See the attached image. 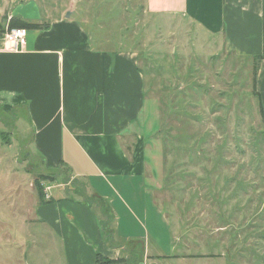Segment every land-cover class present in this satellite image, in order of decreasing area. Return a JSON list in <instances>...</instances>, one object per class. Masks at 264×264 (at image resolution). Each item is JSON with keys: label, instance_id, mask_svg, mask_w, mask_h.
Masks as SVG:
<instances>
[{"label": "rangeland", "instance_id": "374dc122", "mask_svg": "<svg viewBox=\"0 0 264 264\" xmlns=\"http://www.w3.org/2000/svg\"><path fill=\"white\" fill-rule=\"evenodd\" d=\"M10 1L33 18L29 23L69 19L88 31L96 50L137 55L151 88L147 113L122 140L131 151L141 135L151 200L162 219L151 213L141 218L160 239L163 254L184 248L224 255L211 264H264V114L257 60L227 53L221 39L191 24L150 13L147 0ZM4 27L0 41L9 30ZM28 116L27 108L8 113L0 107V264H46L43 241L29 249L31 238L22 246L25 236L41 239L24 224L48 200L47 191L67 185L71 195L82 188L66 168H47L32 143ZM147 200L140 193L135 199ZM132 229L144 231L137 223ZM129 251V261L119 264H139L145 255L137 243Z\"/></svg>", "mask_w": 264, "mask_h": 264}, {"label": "crops", "instance_id": "0c3cea01", "mask_svg": "<svg viewBox=\"0 0 264 264\" xmlns=\"http://www.w3.org/2000/svg\"><path fill=\"white\" fill-rule=\"evenodd\" d=\"M12 4L0 0L4 28L11 21H32ZM147 7L154 15L181 20L221 39L227 53L257 60L264 114V0H147ZM41 25L47 27L28 30L24 49L0 41V107L8 113L27 108L36 152L50 171L66 168L82 188L72 189L73 197L67 185L61 186L38 204L24 225L41 239L25 236L22 246L31 238L29 249L43 241L46 264H97L100 256L129 261L135 243L145 254L139 264H211L224 258L184 248L165 255L160 239L145 228L141 217L147 218L146 213L162 218L151 200L143 142L138 136L130 151L122 140L132 136L128 134L147 113L151 88L137 55L96 50L88 31L69 19ZM138 193L150 201L136 202ZM136 223L143 232L133 231Z\"/></svg>", "mask_w": 264, "mask_h": 264}, {"label": "built area", "instance_id": "2783aa9c", "mask_svg": "<svg viewBox=\"0 0 264 264\" xmlns=\"http://www.w3.org/2000/svg\"><path fill=\"white\" fill-rule=\"evenodd\" d=\"M28 30L22 28H14L7 30L4 34V41L10 44L15 50L24 49L27 44ZM47 199H50V192L45 194Z\"/></svg>", "mask_w": 264, "mask_h": 264}, {"label": "trees", "instance_id": "16d2710c", "mask_svg": "<svg viewBox=\"0 0 264 264\" xmlns=\"http://www.w3.org/2000/svg\"><path fill=\"white\" fill-rule=\"evenodd\" d=\"M46 27H47V25H41V24H36V23H26L23 21H11L10 25H9V30L14 29V28H22V29H26L29 31H33V30H43ZM91 202H96V201H91ZM100 205L102 206V205H104V203L100 202ZM104 228H105V226H103V229ZM104 232L107 235L106 230ZM104 261L108 262L109 264H119L120 263V261H113V260H110L108 258L100 256L97 259V264H103Z\"/></svg>", "mask_w": 264, "mask_h": 264}]
</instances>
